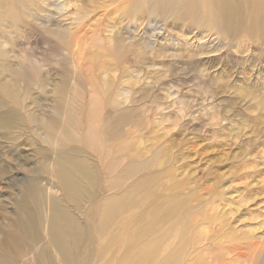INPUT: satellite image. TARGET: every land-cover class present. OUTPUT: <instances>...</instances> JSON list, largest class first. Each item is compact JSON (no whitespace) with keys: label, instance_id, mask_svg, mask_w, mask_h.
<instances>
[{"label":"rangeland","instance_id":"obj_1","mask_svg":"<svg viewBox=\"0 0 264 264\" xmlns=\"http://www.w3.org/2000/svg\"><path fill=\"white\" fill-rule=\"evenodd\" d=\"M171 1L0 0V123L21 128L0 127V243L33 180L74 218V264L125 245L132 264H264V18L256 0H223L230 24L221 0ZM61 157L91 182L61 189Z\"/></svg>","mask_w":264,"mask_h":264},{"label":"bare ground","instance_id":"obj_2","mask_svg":"<svg viewBox=\"0 0 264 264\" xmlns=\"http://www.w3.org/2000/svg\"><path fill=\"white\" fill-rule=\"evenodd\" d=\"M170 2L172 1L164 0L165 6ZM181 2L182 4H184V6L188 5L186 0H181ZM165 6L164 10H166ZM172 6H174V2ZM217 7L218 13H220L223 19L225 20L224 23L230 24L232 20L231 16L233 14L232 7L223 0L218 3ZM256 7L258 15L257 22H255L254 24H257L260 27L264 18V0H256ZM55 34V37H63L62 34L60 33V35L57 31L55 32ZM120 41L115 38L113 39V41H111L113 43L114 49H116L114 51L116 56L118 49L120 50V48L123 47V44ZM66 43L68 44V42ZM30 66L35 68L32 64ZM7 87L8 86L5 82L0 83V92L6 95L5 91H7ZM95 105H98L97 101L94 98H91L89 106L93 107ZM89 115H92V113H90ZM2 118L3 120L0 123V127H2L3 130L21 131V128L15 126L14 120L8 117L6 114L2 115ZM32 121L36 125V127H40L43 125L42 120L37 121L32 119ZM57 124V121H51L49 124H46L45 127H47L49 132L54 130V128L58 127ZM63 128L64 127H62V129ZM75 171L81 172V180L83 183L91 182L89 177H92L93 175L88 168L86 171L84 170L82 163H79L73 160L72 158L61 157L59 159L56 165L55 174L57 176V182L59 184V187L64 191H66V188H75ZM25 199L26 203L25 201H22L21 204L17 207L16 220L14 221V223H12L13 230L11 229L9 231H6L3 237V242L0 243V264H20L14 258L20 257L22 253H24L25 255H29L34 245H40L41 243L38 242L41 238L42 232H45L46 243H43V246L40 248L39 252L35 256L34 262H32L31 264H56L54 261V257L49 252L52 247L55 250L58 260L62 264H74L73 254L79 251L82 235L81 233L75 230L73 224L74 218L68 215L66 211V206L60 204L58 201H56V199L52 198L46 187H42L33 180H29L26 184ZM29 206H31L33 210L32 213L29 210ZM109 210L114 211L115 209L113 207H109ZM43 214H48L47 219H45ZM128 249L129 245H125L123 256H121L118 260L119 264H132V261L127 258ZM145 252L146 253L144 254L143 259L144 263L150 264L151 262H153L155 252L150 249H147ZM174 261H178L177 250H172L171 252H169L162 262L172 263ZM229 263L230 262L220 261L216 264Z\"/></svg>","mask_w":264,"mask_h":264}]
</instances>
